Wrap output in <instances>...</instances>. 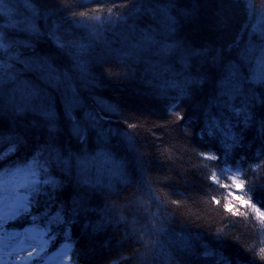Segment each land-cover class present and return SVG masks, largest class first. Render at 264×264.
Wrapping results in <instances>:
<instances>
[{"label":"snow or ice","instance_id":"obj_1","mask_svg":"<svg viewBox=\"0 0 264 264\" xmlns=\"http://www.w3.org/2000/svg\"><path fill=\"white\" fill-rule=\"evenodd\" d=\"M208 3L215 5L214 14L202 19ZM112 6L119 14L109 13L107 21L81 11L80 18L95 20L85 24L60 0H0V228L16 216H30L49 230L55 226L51 240L59 235L70 241L76 228L82 239H96L124 221L104 197L116 184H129L138 166L143 171V160L134 138H122L109 123V115L122 114L121 106L96 95L108 81L139 82L164 102L166 115L186 105V128L213 146L218 141L225 157L249 141L264 147V8L251 0H112ZM234 9L246 16L244 35L214 46L189 32L192 26L197 34L226 29ZM209 179L219 182L215 175ZM231 179L235 188L244 183ZM233 200L264 223V211L235 192L226 210L240 214ZM257 203L264 205V198ZM155 223L154 232L167 234ZM47 234L41 235L42 249ZM139 239L147 250L145 264H156L159 254L152 249L162 241ZM214 240L204 242L200 233L169 236V264H248L238 253L225 254L219 233ZM72 249L66 242L57 255L71 261Z\"/></svg>","mask_w":264,"mask_h":264},{"label":"trees","instance_id":"obj_2","mask_svg":"<svg viewBox=\"0 0 264 264\" xmlns=\"http://www.w3.org/2000/svg\"><path fill=\"white\" fill-rule=\"evenodd\" d=\"M60 2L69 5L71 13H75L85 24L95 20L80 18L81 11L103 21L109 19V13L119 14L113 8L112 0H99V3L93 0ZM116 2L132 3L135 0ZM234 2L240 3L243 0ZM251 2L258 10L264 8V0ZM82 3H86L87 7L80 6ZM123 11L125 9H120V12ZM214 11V4H206L201 9V18L211 17ZM71 13L62 11L61 14L67 16ZM229 17L227 28L215 34H197L195 26L189 32L196 39L213 43L214 46L226 44L237 33L244 35V25L247 23L245 14L239 9L230 11ZM108 35L111 36V33ZM112 71L120 69L113 66ZM96 95L107 104L121 106L122 114L109 115V123L123 133L122 138L128 135L134 138L135 149L142 156L143 171L138 166L135 178L129 184H116L109 190L112 194L104 197L117 205L118 211L125 217L123 222L118 226L114 223L106 234L96 239H82V229H74L70 241L74 245L75 263L145 264L144 255L147 250L139 239L143 236L144 240L162 241L152 252L159 254L156 264H169V236L200 233L204 242L216 243L214 237L219 233L223 237L225 254L238 253L248 264H264V260L260 259L264 255L261 253V249H264V223H261L258 214L250 207L236 204L239 215L226 210L225 204L229 202L230 192L234 191L232 187L223 186L232 185L230 178L236 175L237 179L244 182L241 194L245 196L246 202L256 203L264 211V205L257 203V198H264V147L249 141L244 147H234L225 157L223 146L218 141L213 146L209 138L200 140L193 129L186 128V105L174 109L172 115H166L164 102L158 103L137 81H108L97 90ZM177 112L185 116V120H177ZM125 120L129 124H137V128H127ZM126 150L131 151L127 146ZM210 155L220 159H208ZM213 175L217 177L218 183L209 179ZM24 220L29 222L28 217ZM153 221L156 222V228L166 229L167 234L154 232L150 227ZM38 222L40 227H48L45 221ZM54 231L53 225L51 235ZM62 238L60 236L59 239ZM85 249L88 250L87 255L83 254Z\"/></svg>","mask_w":264,"mask_h":264},{"label":"rangeland","instance_id":"obj_3","mask_svg":"<svg viewBox=\"0 0 264 264\" xmlns=\"http://www.w3.org/2000/svg\"><path fill=\"white\" fill-rule=\"evenodd\" d=\"M232 177H236V175H233ZM231 182L235 195L242 196L241 190H243V187L235 188L232 179ZM243 197L245 198L244 195ZM233 202L239 205L238 201L233 200ZM22 218L24 217L16 216L9 219L4 223L3 228H0V264H32L34 263V260H38L40 256L45 255L48 251L47 245L43 246L42 249L40 242L42 235L41 232H38L37 230L35 232L25 231V229L35 227H27L22 233L15 232L14 228L11 230L7 229V226ZM23 224L24 223H22V225ZM45 264H70V262L66 257L62 259L60 256H56L50 258Z\"/></svg>","mask_w":264,"mask_h":264}]
</instances>
